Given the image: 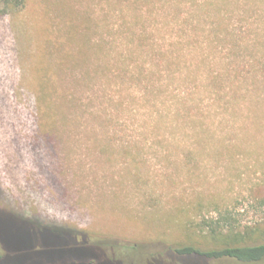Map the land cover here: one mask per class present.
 <instances>
[{"label":"rangeland","instance_id":"374dc122","mask_svg":"<svg viewBox=\"0 0 264 264\" xmlns=\"http://www.w3.org/2000/svg\"><path fill=\"white\" fill-rule=\"evenodd\" d=\"M7 10L0 210L147 258L214 203L242 212L264 192V0H21ZM40 76L61 97L54 138L36 109Z\"/></svg>","mask_w":264,"mask_h":264},{"label":"trees","instance_id":"16d2710c","mask_svg":"<svg viewBox=\"0 0 264 264\" xmlns=\"http://www.w3.org/2000/svg\"><path fill=\"white\" fill-rule=\"evenodd\" d=\"M20 4L21 0H0V13L7 12L10 7L18 8ZM135 48L132 49L134 56L140 57V50ZM212 48L216 50L217 47ZM169 64V61L165 63L167 69ZM216 65L220 67L222 63ZM211 72L209 77H212ZM216 78L215 75L212 82H216ZM37 86L36 109L40 118L48 121H43L41 131L54 138L57 134L55 120L61 116L62 105L52 98L54 94L58 99L61 97L46 87L41 76ZM213 208L211 216L188 222V232L183 240L163 241V252L147 258L142 254L131 255L136 251L135 246L127 248L0 210V225L10 232L3 237L0 235V264H64L66 261L68 264H123L126 260L134 264H264V192L248 203L246 211L217 203ZM249 211L254 219L244 223ZM3 238L11 239V242ZM105 249L111 254L106 255L109 253H105ZM126 249L131 252H124Z\"/></svg>","mask_w":264,"mask_h":264}]
</instances>
